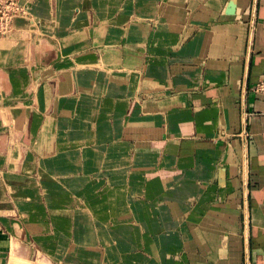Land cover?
I'll return each instance as SVG.
<instances>
[{
	"label": "rangeland",
	"instance_id": "rangeland-1",
	"mask_svg": "<svg viewBox=\"0 0 264 264\" xmlns=\"http://www.w3.org/2000/svg\"><path fill=\"white\" fill-rule=\"evenodd\" d=\"M236 4L0 0V221L31 234L7 264L233 263L224 165L178 163L163 129L194 111L176 81L205 42L187 40Z\"/></svg>",
	"mask_w": 264,
	"mask_h": 264
},
{
	"label": "crops",
	"instance_id": "crops-1",
	"mask_svg": "<svg viewBox=\"0 0 264 264\" xmlns=\"http://www.w3.org/2000/svg\"><path fill=\"white\" fill-rule=\"evenodd\" d=\"M233 1L236 6L221 13L220 27L213 36L205 24L187 40L188 48L205 42L203 54L189 56L194 65L183 67L176 81L184 84L178 89L186 91L184 100L194 111L190 119L168 121V132L163 129L169 139L164 149L183 164L214 165L220 158L218 163L224 165L227 176L219 187L224 198L220 217L235 223L239 232L238 249L230 254V264H264V92L254 88L264 76V0ZM239 7L249 20L229 27L228 13ZM236 56L238 60L229 68L227 57ZM200 57L210 60L200 64ZM231 132L236 136L226 142L224 136ZM0 224V264H7L10 247L15 244L25 251L19 240L31 234L12 229L9 220Z\"/></svg>",
	"mask_w": 264,
	"mask_h": 264
},
{
	"label": "built area",
	"instance_id": "built-area-1",
	"mask_svg": "<svg viewBox=\"0 0 264 264\" xmlns=\"http://www.w3.org/2000/svg\"><path fill=\"white\" fill-rule=\"evenodd\" d=\"M11 18V14H9L6 10V12L2 11L0 15V32L4 31L6 27L8 26L9 19ZM255 90H260L264 92V76L256 82L254 86Z\"/></svg>",
	"mask_w": 264,
	"mask_h": 264
},
{
	"label": "water",
	"instance_id": "water-1",
	"mask_svg": "<svg viewBox=\"0 0 264 264\" xmlns=\"http://www.w3.org/2000/svg\"><path fill=\"white\" fill-rule=\"evenodd\" d=\"M231 9H232V7L229 6V7H227L226 11H227V12H228V11H231Z\"/></svg>",
	"mask_w": 264,
	"mask_h": 264
}]
</instances>
